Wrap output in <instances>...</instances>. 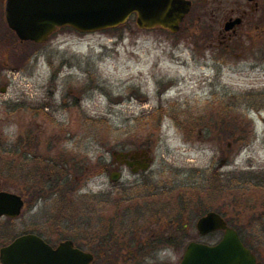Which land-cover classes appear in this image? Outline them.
<instances>
[{
    "label": "rangeland",
    "instance_id": "obj_1",
    "mask_svg": "<svg viewBox=\"0 0 264 264\" xmlns=\"http://www.w3.org/2000/svg\"><path fill=\"white\" fill-rule=\"evenodd\" d=\"M192 4L175 34L142 30L133 16L122 26L96 32L64 27L36 47L5 29V0H0V185L26 203L4 230L5 241L26 232L71 236L91 250L106 244L100 240L110 229L119 237H140L143 259L135 264H179L190 242L215 244L223 236L198 233L195 225L205 210H220L241 227L249 225V216L264 217V0L257 7L247 0ZM244 12L248 17L235 38L242 48L225 56L213 37ZM17 92L27 93L30 109L16 112ZM24 133L36 135L46 160L15 158L13 139ZM128 145L152 148L155 161L143 177L124 170L114 186L141 185L117 195H128L134 208L112 216L111 209H101L102 198L83 197L111 189L105 167L109 150ZM60 154L82 158L90 168L78 193L81 210L65 208L66 190L60 187L69 172L54 161ZM76 168L73 163L72 173ZM213 171L221 175L222 190L211 189ZM250 174L263 178L247 190L228 180ZM56 176L58 184L52 182ZM94 204L98 215L92 218L86 208ZM68 211L85 213L87 225L80 219L76 228L65 227L57 214ZM262 229L256 222L252 228L261 242L259 264H264ZM102 250L101 258L111 262L118 255H136Z\"/></svg>",
    "mask_w": 264,
    "mask_h": 264
},
{
    "label": "water",
    "instance_id": "obj_2",
    "mask_svg": "<svg viewBox=\"0 0 264 264\" xmlns=\"http://www.w3.org/2000/svg\"><path fill=\"white\" fill-rule=\"evenodd\" d=\"M258 6V0H247ZM192 0H6L7 25L19 39L38 44L47 42L60 28L71 27L79 32H96L124 25L132 16L142 30L164 29L178 33L192 9ZM243 17L230 18L225 31L234 30ZM6 88H2L4 93ZM140 169L150 168V150L141 152ZM138 169V170H140ZM114 180L118 176L113 177ZM25 209L24 198L10 191H0V219L19 218ZM200 235L222 232L216 244L192 241L180 264H258V257L242 241L238 231L216 211H209L196 223ZM92 253L76 248L72 241L53 248L35 233L16 237L0 248L2 264H91Z\"/></svg>",
    "mask_w": 264,
    "mask_h": 264
},
{
    "label": "flooded vegetation",
    "instance_id": "obj_3",
    "mask_svg": "<svg viewBox=\"0 0 264 264\" xmlns=\"http://www.w3.org/2000/svg\"><path fill=\"white\" fill-rule=\"evenodd\" d=\"M5 7V5H4ZM241 16H243V19L245 20L246 17H248L247 13L244 12ZM243 20V22H244ZM242 26V25H241ZM240 26V27H241ZM237 33H238V29L236 30V32H232V31H225L224 29L222 30H218L217 34L213 37V40L218 42V46H220V50L224 53V55H232L235 49H240L242 48V46H240V42L239 41H235V38H237ZM211 46V45H210ZM224 47V48H222ZM3 65L0 64V68H2ZM13 70H17L19 67L15 66L12 67ZM20 71H23V68H19ZM2 90V89H1ZM2 92V91H1ZM27 96V93H23V92H17L16 95V100L14 102V109L16 110V112L22 110V109H30V103H28L25 98ZM226 113V112H225ZM222 114V113H221ZM226 120V119H225ZM219 122H221V120H219ZM242 132V130H240V133ZM26 135H18L16 138L13 139V149L15 150L16 154H15V158H19L22 159L25 163H29V159L30 157L32 158H39L42 161L46 160L47 156L46 153L43 154V150L41 148V144L39 142V140H36V135H30V133H24ZM237 139L238 136L236 135ZM239 140V139H238ZM57 143H55L56 145ZM229 147H231L229 145ZM143 150H150V158L151 160V165L150 168L146 171H142L140 169L141 165L143 164V159L144 157L142 156L141 152ZM22 152V154L20 155V153ZM110 155H111V159L109 160L108 163H106L105 167H106V173L109 174V177L111 179V189L108 191H102L100 196H97V194L94 195H90L89 197L85 196L83 198H89L91 200H97V199H103V204H101V209L102 210H106V209H111L109 213H112L111 215L114 216L116 214H122L123 210L125 209L126 211H129L130 208V197H128V195L126 196H117L119 193L121 194H127L128 192H132L134 190H136V188L140 187V183H128V184H123L122 188H118L116 186H114L116 183L121 182V179L123 177L124 174V170L127 169L128 171H130L133 175L138 176V177H143L145 176V174H147V172L152 168V165L154 164L155 158L153 157V150L152 148H144L141 145L138 147H130V145L128 146H124L120 149H110L109 150ZM231 153V152H230ZM54 159V158H53ZM54 161L56 162V164L61 165V167L65 170H68L69 175L67 176L68 181H66L65 184H63L64 187L70 188V195H68L67 197H62L64 199H66L67 202V206H65V208H67L69 211L70 209L73 208V206L75 205L76 208H78L79 210L82 209L81 206V195H79V189L81 188V183L82 181L88 177V174L90 172V168L87 167L86 165H83V161L82 158H78V157H73V156H67L66 154H60L59 157L55 158ZM75 163L77 168L75 170L76 173H72L73 171L71 170L72 168V164ZM67 164V166H66ZM84 167L85 169V173L82 174L81 173V168L80 167ZM140 169V170H138ZM114 176H118L117 180H114L113 177ZM60 177V176H59ZM56 178H58L56 176ZM166 182L165 184H168L169 181H163ZM160 183V182H159ZM131 184V185H130ZM132 186V187H131ZM131 187V188H130ZM130 188V189H129ZM157 189V188H156ZM156 189H152L151 193L152 196L154 195H158L160 194L159 192H161V190H163V187L161 186V189L158 191H155ZM168 189V188H167ZM167 189H164V193L167 192ZM98 204H94L92 207L87 205L86 211L90 210V214L92 215V218L95 215H98V207L96 206ZM166 208L169 206V203L166 202L165 203ZM132 209L134 208V206H131ZM58 213L57 216L60 219L59 222H61L62 224H64L65 227H77L78 226V220L81 219V221H83V223L85 225H87V220L85 219V221L83 220L84 216H82L85 213H80V212H74V213ZM112 216H108L109 219L112 218ZM91 218V219H92ZM154 221V219H153ZM159 223V218H155V223ZM172 222V221H171ZM150 224V223H149ZM89 225H91V228L93 229V223H89ZM151 225V224H150ZM196 226V225H195ZM115 227V226H114ZM186 227V226H184ZM114 230V229H112ZM108 237H102L101 238V242H106V244H99L96 248H92L91 250H87L85 249L82 244H79V242L72 238L71 236L66 237V238H61L60 235L56 236L54 239L49 237V236H41L45 242H47L49 245H51L53 248H57L62 242L65 241H72L74 246L76 248H79L81 250H84L86 252L92 253L94 256V260L92 261L91 264H135L137 261H140L143 259V257L138 254V253H142V246L140 245L141 239L140 237H128L129 235H122L121 237H119V235H117V233H111L110 229L108 230ZM52 233V231H51ZM54 233V232H53ZM151 233L152 234H156V229H151ZM57 234V233H56ZM93 241V239H92ZM111 242V243H110ZM138 245V246H137ZM103 248H105L107 251H109L111 254L114 251L117 252H124L126 251V253H136V255L132 256L131 254L127 255V256H117V260L116 261H110L108 259H103L100 256V253H103L104 251L102 250ZM106 256V255H105ZM1 264V262H0Z\"/></svg>",
    "mask_w": 264,
    "mask_h": 264
},
{
    "label": "trees",
    "instance_id": "obj_4",
    "mask_svg": "<svg viewBox=\"0 0 264 264\" xmlns=\"http://www.w3.org/2000/svg\"><path fill=\"white\" fill-rule=\"evenodd\" d=\"M186 21V20H185ZM184 21V22H185ZM5 29H7V31L11 32L14 37L18 40L19 38L17 37V35L8 27L5 25ZM27 43H33L35 44L36 47L40 46L39 44H36L34 42H27ZM3 174V172H1ZM8 174H9V177H12L14 175V171L10 165L9 169H8ZM252 176L250 177H245L244 179H241L243 177H240V178H237V177H232V178H229L228 180L232 183L236 182V184L239 186V187H243L245 190H247L248 188H245L250 182H253L255 180H261L263 177V175H255V174H250ZM59 176V175H58ZM240 179V180H239ZM210 180H211V189L214 190L213 188H217L215 190H222V179H221V175L218 173V172H215L213 171L211 176H210ZM41 181V180H40ZM52 182H55L58 184V179L55 177V179L52 180ZM36 182H34L35 184ZM66 182H64L65 184ZM249 186V185H248ZM63 188V189H62ZM6 188L1 186L0 185V191L1 190H5ZM66 190L65 191V194L66 196L70 195V188H67V187H64L63 185L60 187V191H63V190ZM208 210H205L202 214H205ZM218 211L220 214H222L224 216V218L226 219V221L229 223V225L233 228H235L240 237L242 238V241L244 242V244L250 248L259 258L260 262H261V258H262V254H260L259 252V249L261 248L260 244L261 242L259 241L260 239L257 240V238L259 237H256L254 233H252V228H253V225L255 224L256 222V225L258 226V228H263L262 230L264 231V217L263 216H260L259 219L255 220L254 218H251V216L248 217L247 219V222L249 225H244L243 227L239 226V225H235L233 223V221L231 219H229L222 211L220 210H216ZM201 214V215H202ZM13 219H10V218H6L5 220H2L0 219V247L4 246V245H7L10 241H5V236H7V231H4L6 230L7 226H10L11 224H13ZM252 224V225H251ZM26 233H31V232H26ZM246 236H249L251 237L253 243L250 241V239H248ZM14 237H12L13 239ZM258 246H257V244ZM258 253V254H257Z\"/></svg>",
    "mask_w": 264,
    "mask_h": 264
}]
</instances>
